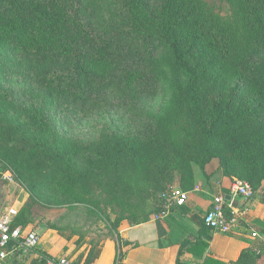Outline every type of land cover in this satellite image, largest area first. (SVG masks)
<instances>
[{"label": "trees", "instance_id": "1", "mask_svg": "<svg viewBox=\"0 0 264 264\" xmlns=\"http://www.w3.org/2000/svg\"><path fill=\"white\" fill-rule=\"evenodd\" d=\"M235 3L236 11L223 15L205 0H159L153 7L147 0H0V53L44 100L32 106L30 88L23 100L25 91L0 90L20 116L0 132L1 162L57 187L59 165L40 171L53 123L46 109L57 104L70 117L113 93L144 99L160 88L162 62L170 59L179 75L168 118L178 128L168 139L142 132L119 142L107 159L125 180L144 185L179 172L186 190L196 168L208 176L218 160L221 173L246 180L256 193L264 182V0ZM26 134L35 143L8 146ZM15 220L27 226L19 213Z\"/></svg>", "mask_w": 264, "mask_h": 264}, {"label": "rangeland", "instance_id": "2", "mask_svg": "<svg viewBox=\"0 0 264 264\" xmlns=\"http://www.w3.org/2000/svg\"><path fill=\"white\" fill-rule=\"evenodd\" d=\"M147 1L152 7L159 2ZM205 1L223 15L232 14L237 9L236 0ZM104 12L109 11L103 7ZM7 61V56L0 53V90L18 95L19 90L25 91L21 97L23 100L25 94L30 93L25 89L30 88L37 96L32 106L42 104L41 91L34 82L27 84L25 75H15L16 69ZM173 68L170 59L162 62L160 88L144 99L124 98L121 93H113L94 102L85 111L80 109L70 113V117H66L63 107L57 104L46 109L53 123L45 133L44 142L48 146L40 171L48 173L59 165L61 170L54 174L57 187L47 188L28 175L20 177L0 160V211L14 206L26 224L43 240L49 241L50 251L40 252L41 255L55 257L57 251L68 243L77 246L89 241L94 244L106 238L116 239L120 226L133 223L130 219L133 214L143 212L152 218L162 207L163 193L173 186L185 188L178 182L181 178L179 172L174 173L172 181L156 178L144 185L135 179L125 180L121 169L109 162L106 152L113 151L119 142L142 135V132L160 139H168L174 134L173 130L178 126L168 118V105L172 98L171 83L179 73ZM14 117L20 116L14 112L12 103L0 96V132ZM30 143L35 141L27 134L17 135L8 146L23 147ZM7 171H11L12 178L7 176ZM68 189L71 194L66 193ZM74 192L89 201L79 200ZM256 193L264 199V182ZM30 254L25 255L35 254L43 263L44 259L37 253Z\"/></svg>", "mask_w": 264, "mask_h": 264}, {"label": "crops", "instance_id": "3", "mask_svg": "<svg viewBox=\"0 0 264 264\" xmlns=\"http://www.w3.org/2000/svg\"><path fill=\"white\" fill-rule=\"evenodd\" d=\"M218 168L215 160L208 176L195 170L194 187L188 190L190 198L185 205L174 207L166 218L157 220L154 216L145 222L122 225L116 239L77 246L68 243L55 257L67 255L76 264H264V255L254 251L264 241L251 236L253 229L264 236V199L257 193L249 201L236 198L239 206H249L250 210L234 232L214 231L204 222L213 197L230 193L233 179ZM48 242L40 237L38 251L48 253ZM38 259L35 254L28 257L22 253L0 260V264H35Z\"/></svg>", "mask_w": 264, "mask_h": 264}, {"label": "built area", "instance_id": "4", "mask_svg": "<svg viewBox=\"0 0 264 264\" xmlns=\"http://www.w3.org/2000/svg\"><path fill=\"white\" fill-rule=\"evenodd\" d=\"M7 176L12 178L11 171ZM252 185L244 180L235 178L232 181L230 199L222 193L213 197L211 208L207 211L204 222L214 231L232 233L238 229L244 216L249 212V206H239L237 197L241 196L249 201L255 196ZM190 198V191L179 186H173L169 191L163 193V204L161 210L155 215V219H163L169 216L172 209L183 206ZM18 211L14 206L0 211V260L3 261L11 256H18L22 253H37L45 260L44 264H76L67 255L60 257L43 256L38 251L40 235L33 228L22 224H16ZM251 236L255 239H262L264 236L256 229H253ZM257 255H264V245L254 249ZM203 264V263H201Z\"/></svg>", "mask_w": 264, "mask_h": 264}, {"label": "water", "instance_id": "5", "mask_svg": "<svg viewBox=\"0 0 264 264\" xmlns=\"http://www.w3.org/2000/svg\"><path fill=\"white\" fill-rule=\"evenodd\" d=\"M227 198L230 199L231 198L230 195H227Z\"/></svg>", "mask_w": 264, "mask_h": 264}]
</instances>
